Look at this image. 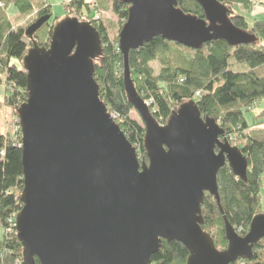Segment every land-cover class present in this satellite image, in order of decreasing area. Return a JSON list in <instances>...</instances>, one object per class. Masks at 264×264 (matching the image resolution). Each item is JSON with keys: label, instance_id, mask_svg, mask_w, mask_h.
<instances>
[{"label": "water", "instance_id": "water-1", "mask_svg": "<svg viewBox=\"0 0 264 264\" xmlns=\"http://www.w3.org/2000/svg\"><path fill=\"white\" fill-rule=\"evenodd\" d=\"M120 1L129 5L118 35L123 86L145 127L148 162H139L99 98L96 29L90 21L64 17L48 47L33 44L22 59L28 96L17 110L23 188L14 224L21 264H149L162 241L186 247L187 264L249 258L264 238V214L252 219L244 236L225 220L222 251L201 229L204 194L219 201L217 174L225 164L245 180V156L192 100L158 124L133 87L128 58L155 37L190 49L215 40L238 46L253 38L231 24L218 0H194L204 19L182 12L180 0ZM49 19L39 17L24 34L30 38Z\"/></svg>", "mask_w": 264, "mask_h": 264}, {"label": "trees", "instance_id": "trees-1", "mask_svg": "<svg viewBox=\"0 0 264 264\" xmlns=\"http://www.w3.org/2000/svg\"><path fill=\"white\" fill-rule=\"evenodd\" d=\"M12 2L19 15L35 12L37 0H5L0 8V87L4 94L0 108L6 107L17 117L19 106L27 99L26 72L22 59L36 44L47 48L54 23L41 25L29 38L25 28L8 20L4 7ZM38 10L36 20L51 16L48 0ZM227 8L231 24L253 38L246 44L230 46L224 40L207 42L196 49L155 37L136 50L129 52L130 78L136 93L149 103L153 119L164 125L171 112L179 105L194 101L202 118L213 120L227 135H236L247 162L246 179L233 175L225 164L217 174L218 196L205 193L201 204V229L208 233L218 251L225 250V220L241 236L246 235L252 219L264 214L260 203V190L264 179V128L244 116L251 106L264 98V18L253 19L249 25L245 17L232 14L231 9L253 7L251 0H218ZM110 3V7H109ZM64 7L78 13V20L91 21L101 42V54L94 59V80L99 98L107 111L116 115L115 123L129 143L134 146L140 163L148 162L144 148L145 127L128 102L123 86V58L118 50V35L127 20L129 5L120 0H66ZM177 7L184 13L205 18L200 5L194 0H180ZM111 9L118 18L113 40L109 26L93 13ZM57 18V17H56ZM44 30V34L39 36ZM181 51L169 56L172 47ZM173 49V48H172ZM177 51V50H176ZM157 62L155 71L151 63ZM264 118V111L258 115ZM257 116L255 118H257ZM12 133L7 127L0 132V264H21L22 246L16 237L14 221L22 204L19 196L23 188L21 165V135L19 125ZM234 145V144H233ZM258 240L249 258L232 264H264V245ZM189 252L180 242L162 241L149 264H187ZM38 264L37 259H35Z\"/></svg>", "mask_w": 264, "mask_h": 264}, {"label": "rangeland", "instance_id": "rangeland-1", "mask_svg": "<svg viewBox=\"0 0 264 264\" xmlns=\"http://www.w3.org/2000/svg\"><path fill=\"white\" fill-rule=\"evenodd\" d=\"M65 1L66 0H48V4L50 5V8H51V16L47 22L52 23V24L54 23V25H55L56 23L61 21L66 16L78 17V15H77L78 13H76L74 10H71L69 8L66 9L64 7ZM251 1L253 2L254 0H251ZM253 4H255V2H253ZM259 4H264V0H259ZM45 5H46L45 0H37V3L34 6L36 13L32 14V12H31L27 17L24 16L23 18H21V20H19V22L17 23V26H20V27L25 28V29L28 26H30L32 23H34L36 21V18L38 17V10H40ZM110 6L111 5L109 3V7ZM5 13L8 16V18H10V19H14L18 14L15 6L12 3H8L6 5ZM231 13L232 14H238V15L245 17V19L247 20L249 25L252 23L253 19H255L254 18V11L253 12L248 11L242 7L231 9ZM97 15H98L97 18H101L105 22V24H107L109 26V37L111 40H113L114 34L117 30L116 25L119 23L118 18L111 11L110 8L105 9V10L103 9L102 11H99V13H93L94 17H96ZM88 21H90V20H88ZM43 34H44V30H42L40 32L39 36H42ZM172 48L169 51V56L171 58H173V55H176L177 52L181 51V49L178 47L176 48L174 46ZM151 66L155 71H157L159 68V65L157 62L151 63ZM4 89H5L4 87H2V86L0 87V98H2V96L4 94ZM147 104L149 106L148 102H147ZM262 111H264V98L255 102L253 104V106H251L250 110L245 112L244 116L248 122H251L252 119L254 118L253 120L256 123L259 122V124H256V125H260L262 128H264V118L262 119V118L257 116ZM110 114L114 117L113 113H110ZM132 115L136 116L137 112L133 111ZM256 116H257V118H255ZM114 119H116V117ZM16 122L18 124V119H17V117H14L13 114H11V110L9 108H6V107L0 108V132L1 133H4L7 127L10 128L12 133H14L17 130ZM226 138L231 145H233V144L235 145L238 143V141L236 139V135H227ZM260 203H261V207L264 209V179L262 180V184H261ZM1 232H2V230L0 228V234H1ZM261 244L264 245V240L262 241Z\"/></svg>", "mask_w": 264, "mask_h": 264}, {"label": "crops", "instance_id": "crops-1", "mask_svg": "<svg viewBox=\"0 0 264 264\" xmlns=\"http://www.w3.org/2000/svg\"><path fill=\"white\" fill-rule=\"evenodd\" d=\"M253 2H255V4H253V7H252V9L250 10V11H254V18H256V19H263L264 18V4H259V0L257 1V0H254ZM10 3H12V2H10ZM8 4V3H7ZM6 4V5H7ZM13 4V3H12ZM14 5V4H13ZM15 6V5H14ZM6 7V6H5ZM5 7H4V12H5ZM16 8V7H15ZM16 10H17V8H16ZM17 16L14 18V19H10V18H8V16H7V18H8V20L9 21H11L12 23H13V25L14 24H16L17 25V23L19 22V20H21V18H23V16L21 17L20 15H19V12H18V10H17ZM6 14V13H5ZM27 17V16H26Z\"/></svg>", "mask_w": 264, "mask_h": 264}, {"label": "built area", "instance_id": "built-area-1", "mask_svg": "<svg viewBox=\"0 0 264 264\" xmlns=\"http://www.w3.org/2000/svg\"><path fill=\"white\" fill-rule=\"evenodd\" d=\"M5 0H0V8H3V2H4ZM85 1H89V0H85ZM33 13H36V11L35 12H33ZM32 13V14H33ZM98 17V15L95 17V18H97ZM116 117V115H114V118ZM13 224H15V221H14V223Z\"/></svg>", "mask_w": 264, "mask_h": 264}]
</instances>
